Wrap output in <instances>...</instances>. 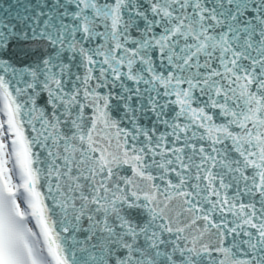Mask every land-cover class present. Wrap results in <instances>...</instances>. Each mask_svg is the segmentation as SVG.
Returning <instances> with one entry per match:
<instances>
[{
  "label": "snow or ice",
  "instance_id": "1",
  "mask_svg": "<svg viewBox=\"0 0 264 264\" xmlns=\"http://www.w3.org/2000/svg\"><path fill=\"white\" fill-rule=\"evenodd\" d=\"M0 264H264V0H0Z\"/></svg>",
  "mask_w": 264,
  "mask_h": 264
}]
</instances>
